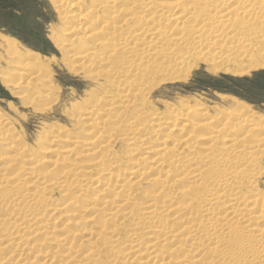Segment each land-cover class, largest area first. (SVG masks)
Masks as SVG:
<instances>
[{"label":"rangeland","instance_id":"1","mask_svg":"<svg viewBox=\"0 0 264 264\" xmlns=\"http://www.w3.org/2000/svg\"><path fill=\"white\" fill-rule=\"evenodd\" d=\"M121 1L118 0V1L114 2L113 0H106L105 1L106 2L105 8L101 9L100 12L98 11L96 14L93 15V17H97L98 19L100 18L103 21H110L109 12L125 8L126 7V5H125L126 1H129V0H125V1L121 0ZM74 2H75V0H69L67 2H62V1L57 2L56 0H0V117L3 116L4 118L3 117L2 118L5 119L7 122L6 125L0 126V139H1L0 140V155H2L4 153L6 157L10 156V157L6 158V160H3V162L0 161V185H1L0 186V204H1V201L3 204V205L2 204L0 205V208H1L0 216H5V217L9 218L8 212L10 210L8 207L10 205L8 206V203L11 205L14 203H17V206H14V209L18 210L20 212V214L22 213V210H23V214L24 215L26 214L28 216V217L26 216L25 218L22 219V215H20L21 216L20 218H16L17 221L14 218V220L18 223H15V221L12 220L11 222L15 223V224L14 223H12V224H14V225L21 224V223L22 224L24 223V224L22 226L19 225L18 227H14L13 230L11 229V231H10V228L7 231V229L5 227H3L4 229L2 228V230L5 231V229H6V231H7V232L6 231L4 232L0 228V230L3 232V234H5V233H8L9 235L11 234V236H14V237L16 236L18 239H19V237H23L22 238L23 242H25V246L22 248H17L15 250L16 252L12 254L13 256L11 258H9L10 260L8 259L9 261L6 258L8 257V254H10V251L8 249H4V250L1 249L2 247L0 245V264H61V263L63 264V262H64V264H69L70 261H68L69 260L68 257H71V262L73 261V263H77V262L79 263V261H82V260H79L80 255L83 254L89 248H90V251L92 250L94 254L99 256V253H100V255L105 256V257L100 256V259H99L100 264H108V263L112 264L113 260L115 261V259H117L119 261L121 260L120 256L118 255L117 252H118V250L123 248L122 243H124V241H123L124 239L127 241L128 233L138 234L137 232H139L140 236H142V238H141L142 243L145 241L147 242L149 239L148 235H153V234L154 235H160V233H161L160 232L161 231L160 225H162V226L165 224L168 225L167 223H169V225H171L173 223L172 228L174 227L175 229L171 228L170 232H172V231L173 232L169 233L168 236H165L164 235L165 233H161V236L159 237L160 242L158 241V244H157V245H159L161 243L157 247L158 251H160V257L155 264H159L160 262H161L160 264H168L169 262H170L169 264H175V263L178 264V261H181V259L183 260V258H181L183 253L185 255L184 257L187 260H191L193 257H196V255L200 254L201 255L200 257H202L203 260H206V262H209L210 261L209 258L211 257V254H209L210 250L208 251L207 247L202 248L198 253L195 254V253H193V251H190L191 248H188L186 246L187 245L186 242H183L182 243L183 245H181L180 247L178 246L180 243L173 247L175 242H172L170 239H168L170 241L166 240L167 238H169L170 234L176 235L179 232L178 228H176V227H177V224H178V227L180 226L179 220L181 221L182 217L179 215V214H181V211H179V210L177 211L175 209V207L179 206V204L183 203L182 198L185 199L186 196H188V195H185L186 191L189 189V188H187L186 185L188 182L192 181V179L190 178L191 174H190V177L186 178L187 183L186 182L185 183H179L180 182L179 181L178 182L179 185H178L176 183L177 181H173V179H171L174 177V175H172L169 178L166 176H161L162 174L159 175L157 172H155L159 166L154 165V167H153L154 163L152 164V160H148V161L145 160L146 164H144V161L137 163L138 165L140 164L142 166L143 165H146L147 167L151 166L152 169L155 170V168H156V170L152 171V169H151L150 171H152V172H149V173L147 171V174L145 173V175L142 176L143 178L141 180H139L140 181L139 185L134 182L133 185L128 187L131 190L137 189L135 194L133 193L132 196L129 195V197L132 200H129L130 203L129 202L128 203L131 204V206H133L135 209L133 216H130L129 220H132V221H129V225L126 222L124 223L122 218L120 217L121 211L117 214V212H116L117 210L115 208V205H113L114 207L111 206L112 210L115 209L113 211L111 210V207L103 209L104 211L103 210L102 211L105 212V215H103L104 213L101 212L100 214L96 213V215L91 216L93 214L91 212L84 213V212H80V211L78 212V210L80 208H83L85 206H89L92 204V200L87 199L89 197H84L83 195H90V196L94 195L92 197V199H93V201L95 200L94 201V204H95L96 200H98L101 197V191L100 190H102L103 187L107 188L108 193H110L111 189L114 188V184H115L114 179H112V178L113 177L115 178V176L118 174H120L122 176L125 173L127 175L128 174L127 172H128L130 165H132V164L135 165L134 164L136 162L135 159L140 158V156H142V158H146V157L148 158L150 156L152 157L153 155H155L156 156L155 158H157L159 154L164 153L163 149H165V148L167 150H168V148H170V150H172L170 155H168L167 157L165 156L163 158V160H165V164H168L171 161V160H169V162H168V161H166V159H168L172 156H175V154H177V152H180L182 155H186L188 158L191 157V155L193 156L194 154L200 156V154H201L200 153L201 152L200 146L202 145V142H200L199 138H202L207 133L212 132V130H214L215 127H220V125H218V124H224L226 121L230 122V124L229 123L228 124L231 127L233 126V124H243L240 122H244L242 119H244L245 116H241V118H239L240 116H238V114L246 115L245 113L241 114V111H244L246 108H248L246 110H248L250 112V115H252V117H254L256 119V121L257 120L259 121V122L258 121L256 122L259 125V127H261L262 125L264 126V65H259V66L257 65L256 66V64H254L255 66L253 65V67H256V68L250 69L249 70L250 72H248L246 74H242L241 76H235V75H232V73H230V72L228 73V72H224V71H218L220 69H227L226 67H228V66H212L210 64H206V63L204 64L203 62H201L202 59H199V57H197V58L196 57H194V58L190 57L193 59L191 60L188 58L187 61H184V63L182 64L183 66L180 65V68L179 67L176 68L177 71L175 70L174 72H171L170 74H168L166 69H164V67L167 65V63L164 64L165 66L162 64V66H164L163 68H161L163 70V72H161L162 71L161 69L158 70L159 72L158 71H155V72L152 71L149 78H147V80H145L143 78L142 82H140V84H139V87L143 89L142 94L139 95L137 91H129V93L125 92L124 95L126 97L124 98V102H123L124 104L119 103V104H117V106H112L113 107L112 108L110 105L107 106L106 102L103 99L101 102L98 103V105L96 104V106H92L95 104L94 103L95 99H97V94L99 93L98 91H99L100 85L105 83V81H108V79L111 76L107 77L106 75H103L101 78L99 77L100 79L96 78L94 76H92V77L89 76L91 79L87 78L86 74H82L83 71L78 68V65L81 62L72 61L71 57L69 55L67 56V53L63 54V53H65V50L63 47L64 41L68 40V38H69V36L66 35L64 28L65 27L66 28L76 27L78 24L71 17V14H70L71 12H75V8H69V5L73 4ZM89 5H90V0H86V6L85 7H88ZM65 14H68V16H67V19L63 21ZM86 18H87V22H85V24L88 25V24H90V22L93 19L91 17H86ZM116 20H118V18L117 19L115 18V21ZM84 21L85 20H83V21L81 20L80 23H82V22L84 23ZM173 22L174 21H172L171 19L169 21H166L165 27L167 28V26L168 25L170 26L171 24H173ZM100 26L101 25H99V27ZM257 26H258V24H257ZM133 29H134V27H133ZM133 29H131V30H133ZM258 30L259 29H256L255 32H257ZM98 31H99V29H98ZM109 31H110V28L105 27V28H103V32L101 34L100 33L95 34L92 37L85 40L87 42V46H89L90 48H94V44L97 43L98 41H100L99 39H101L102 41L105 40L102 37H104V33L106 34ZM172 33L174 34L175 32H172ZM257 33H260V34L258 35ZM257 33H255L257 35V36H255L256 37L255 39H258L261 37L260 36L261 32L258 31ZM1 38H3V40H4L3 43H1ZM255 39H253V41ZM5 40H8L10 42V44L6 46ZM251 40H252V38H251ZM250 42L251 41H242V42L238 43V45L235 47L236 48L235 50H238V51L242 50V48H244V46H247L248 43H250ZM229 43H230V41H226L222 45L226 44L228 46V45H230ZM226 45H224V47H227ZM237 47H239V48H237ZM15 48H17V49H15ZM100 49L101 48H99V54L101 53V51H104V49H101V50ZM12 50H19L17 52H21L22 55L25 51H29L34 55L33 59L23 58L22 55L15 57V58H10L11 57L10 51H12ZM8 53L10 54V56ZM112 60H115V59L113 58ZM158 61L160 62V60H158ZM24 63L25 64L26 63H33V64L35 63V66L37 68H40L39 73H37V72L31 73L29 71L24 70L23 69V66L25 65ZM76 63H77V65H76ZM14 64H17V66H14ZM213 70H215V71H213ZM17 72H19V73H17ZM162 73H164V74H162ZM173 73H175V74H173ZM171 74H173V75H171ZM44 76H45V78H44ZM97 79H99L98 80L99 82H97ZM142 83H144V84H142ZM101 86H104V85H101ZM28 90H31L32 93ZM111 90L114 91V93H115L118 91V87H115V84H114V87L111 88ZM111 90H110V92H111ZM119 91L121 92V90H119ZM133 93L138 94V95L131 96V95H134ZM143 93L146 95L143 96L144 95ZM29 94H30V96H29ZM35 94H36V96H35ZM37 95H39V96H37ZM41 95H42V98L40 97ZM225 96H226V98L222 100V97H225ZM43 97L46 99L44 100ZM133 97H135V98H133ZM126 98H128V99H126ZM41 99H42V101H41ZM125 100H127V101H125ZM141 100H143V101L145 100V101L143 102ZM74 103H75V105H74ZM82 103L86 104L82 107L92 106L93 112L95 113L94 116H92V115L85 116L83 114V112H82L83 110L81 111L79 109L80 106L83 105ZM124 105H128L131 107V108L129 107V109H128L129 111H127V113H125ZM110 107H111V109L109 110L108 108H110ZM120 107L123 111L122 113H124V114H121L120 116L118 115V117H119V119H118L119 121L117 120L118 126L115 122L116 126H114V127L115 128L120 127V129L117 130L116 134L121 135V136H118L119 138H117V140L115 139V137H117V135L115 136V134H113V132L116 130H114V131L111 130V133H110V131L106 129V126H104V130H103L104 132L102 131V129H100L102 134H100L99 135L100 137H98L96 139L97 142H93L94 145H85L83 147L72 146V144L70 143V140H72L74 136L81 137L83 140L88 139L86 134H87V130L91 126L87 125V123L92 124V123H94L93 120H95V123H99L98 126L101 127V120H103L104 118L109 117L111 115L113 117L117 116V114H119L121 112ZM242 107H244L245 109ZM196 108H199L202 111L201 114H204V118L201 116H198V112L195 113V115H194L193 109H196ZM97 113H99V115ZM175 114H180V115L177 116ZM104 115L106 117H104ZM90 116H92L91 120H90ZM133 116L136 118L138 116H140V118H138V120H137L138 126H136V127H137L138 131L135 133V135H136L135 137L145 139V141L142 142L143 145L141 144L140 145L141 147H138V149L136 151H134L133 153L130 152L131 153L130 154L129 149L132 148L133 146H131V145L134 144V143L133 144H130V143L134 142L135 140L131 141V139H130V137L132 136L133 133H129V135H127L128 132L127 133H124V132L127 130L126 128L129 127V123H132V122L135 123V121H133V120H135V118H133ZM256 116H257V118H256ZM205 117H206V119H205ZM210 117L211 118L214 117L216 120L218 119V122L214 121V123L212 122V124H210V125L208 124L209 126H207L206 128L199 127L200 128L199 129L197 125L201 124V122H203V119H205L208 122L210 120ZM96 118H99V120H96ZM181 119H183V120H181ZM149 121H150V123H149ZM189 121H190V123H189ZM125 122H127V123H125ZM160 122L163 123V127H166L165 129L162 128V123H160ZM170 122H175L176 124H172L175 127H171L172 129L169 127L170 129L169 128L167 129V126H170V125H166V123H170ZM193 123H194V125H193ZM113 124L114 123L111 122V123H109V126H111ZM185 124H187L189 126H186ZM120 125H122V126H120ZM125 125L126 126L128 125V126L126 127ZM155 125H158V126H155ZM159 125H160V127H159ZM195 125H196V127H195ZM153 126H155L156 128ZM230 126H228V130H229ZM177 127H179V128H177ZM213 127H214V129H213ZM152 128H153V130H151ZM252 128H258V127H252ZM181 129H183V130H181ZM221 129L222 128H220V130ZM122 130H124L123 133L120 132ZM169 130L170 131L173 130L174 132L171 131V134L169 135V133H170ZM180 130L182 133L180 132ZM220 130H219V133L218 132L216 134L212 133V135H213L212 137L214 140L212 139L213 144L210 143V145H212L213 147H216V148L219 147L220 145L226 144V141H223V140H225V138L228 139V135H230L232 137L233 135L235 136V135L239 134L237 132V130L234 131L233 133H231L229 131H225V130H223V131L221 130L222 131V133H221ZM254 130H256V129H254ZM118 132H120V133H118ZM163 132H165V133H163ZM258 132H259V130H256V132L252 131V132L248 133V135L239 134V135H241V138H243V137L246 138L247 136L249 137V138L247 137L246 139L241 140V143L242 144L244 143L243 144L244 147H248L247 144L251 138H254V140L259 139L263 143L262 146L258 147V150H256L257 152L255 151L256 153L255 152L253 153V154L257 155V158L253 154L251 156V158L254 156L258 160L256 170L259 171V173H260V174L256 173V175L258 174L257 176H259V177H258V179L257 178L254 179V182L252 184L254 189L252 187H250L246 177L243 180L244 185H242L243 186L242 188L245 191H247V190L253 191V192H249V195H251V193H254V194L260 193L261 195L264 194V139H263L264 138L263 137L264 136V133H263L264 129L262 132L261 131L259 133ZM166 133L169 135V137ZM243 133H244V131H243ZM110 134L112 136V139H114V143L111 142L109 144V146L107 147V146H105L104 143L106 142V140L108 141L107 137L110 136ZM122 134H124L125 136L124 135L122 136ZM217 134L218 135L220 134V135L218 136ZM215 135H216V138H215ZM254 135L258 136V138L256 136L254 137ZM261 135H262V138H261ZM124 138H126V139H124ZM186 138H188V139H186ZM66 139L69 141L66 142ZM101 139H102V141H101ZM175 139H177V140H175ZM178 139L179 140L183 139L182 141H184V143H182V144L178 143L179 142ZM184 139H186L187 141ZM215 140H217V141H215ZM221 141L223 144L221 143ZM98 144L101 145V149H99L100 145H98ZM94 146L97 148H95L93 150ZM103 146H104V148H103ZM14 147H16L18 150L20 148H23V150L21 149L23 152L21 150H19L20 151L19 152V151L12 149ZM105 147H107V148L105 149ZM259 148L263 152L261 150H259ZM25 149H27L28 151ZM97 150H100V151L98 152ZM106 150H108V152ZM87 151H88V153H87ZM197 151L198 152L200 151V152L198 153ZM248 151H249V149H248ZM84 153L87 154L89 156V158H87L88 156L85 155ZM144 153H145V155H142ZM20 154H21V156H20ZM109 154L111 156L113 155L114 159ZM16 155L17 156L19 155L18 157L20 159L18 157H16ZM22 155L25 157L23 158ZM97 155L100 156L99 160H96ZM107 155H109V156L107 157ZM121 155H122V157H121ZM29 156H31V157H29ZM84 156H87V157H84ZM101 156L103 157L104 161L101 159L102 158ZM106 157L108 158L109 161H107ZM109 157L112 159L111 161H110ZM115 157L120 158V161H119L120 163L112 166L113 164L111 162H113L115 164L116 160H119V159H116ZM226 157L230 158V156H226ZM33 158H34V160L46 159V160L57 161V164H56L57 167L51 166V168H50V166H49L48 168H46L47 163L46 162L44 163L43 161H41L38 164V166L33 165L32 164ZM57 158H59V159H57ZM155 158H153V159H155ZM17 159L20 161H18ZM28 159L30 160L29 162L27 161ZM100 159H101V162H100ZM12 160H14V161H12ZM16 160H17V162H16ZM95 160H96V162H95ZM113 160H115V162ZM98 161H99V165H98ZM109 162H110V164H109ZM93 163H95V164H93ZM96 163H97V165H96ZM128 163H130V164H128ZM10 164L13 166H10ZM92 164H93V166H92ZM107 164L111 165V166H109L111 168V172L112 173L114 172L112 176H109V174H105L106 171H104L105 175L101 174L103 172H101V173L99 172L100 174H98V170L96 172L97 174L95 173L96 170L92 171V170H94V168L97 169L98 167L101 170L102 169L105 170L108 168ZM89 165H91V166H89ZM33 166H35V167H33ZM95 166H97V167H95ZM23 167H24V169H23ZM29 167H32V168L29 169ZM175 167H177V165L173 166L172 168L171 167H169V168L167 167V168L169 170L170 169L171 170H179L180 169V168H175ZM4 168L6 170H4ZM64 168H69L71 170V177L72 178H70V180L67 184V189L64 188L62 190V189L56 188V190H55V188H48V189H44L45 191L39 190V188L37 186H40L41 183H46V182L47 183H55V181L60 183L62 181V178L60 179V176L62 174H61V171L58 170L59 171L58 172L57 169H64ZM71 168H73L74 170H72ZM167 168H165V169H167ZM48 169H50L51 171ZM52 169L55 171H53ZM159 169H160V167H159ZM159 169L157 171H159ZM260 169H261V171H260ZM30 170L31 171L33 170V172H31ZM89 170L91 171L92 174H90ZM23 171L27 175H24L25 173ZM56 171H57V173H56ZM123 171H126V172H123ZM141 171L144 172V170H141ZM21 172H23L22 175H21ZM80 172H81V174H80ZM31 173H33L34 177L37 179L39 178V174H40L41 178L38 180L33 179V181L30 184L28 179L29 180L31 179V177L29 176V174H31ZM173 173H175V172H173ZM245 173H246L245 176L249 175V174L250 175L253 174L252 171H250V170H248L247 172L245 171ZM72 174L76 177L75 181L73 179L74 176H72ZM3 175H4V177H7V178L3 179L4 178ZM43 175H44V177H43ZM58 175H59V178H58ZM85 175H86V177H85ZM13 177L16 179H14ZM110 177H111V179H110ZM151 177H153L154 179L158 178V180H153V178H151ZM165 177H166V179H165ZM105 178L106 179L109 178L111 180V181L109 180L110 186H106V184H105L106 179ZM150 178L154 182L152 180H149ZM6 179L8 180V184L5 183V182H7V181H5ZM71 179H72V181H71ZM15 180H16V182H14V183L16 185H14V183H13V181H15ZM160 180L165 185H168V186L170 185V187H168V188H169L170 192L172 190V192H171V194H172L171 197L173 198L172 203H173V205L177 204L176 206H174V208L173 207L172 208L176 211L173 213V210L169 209V211H171V213H169V214H158V220L159 221L155 220L153 223H151L149 221H146V222L140 221L139 219L141 217H143L146 213V210L143 208L145 207L144 203L146 204L147 199H148V198H146V199L144 198L143 193L147 194V193L151 192L150 191L151 189L155 190V188H157V186H159V185H163V187H164L165 185L162 184L160 182ZM9 181H11V182H9ZM17 181L18 182L20 181V183H18ZM49 181H51V182H49ZM79 181H81V182H79ZM78 182L80 184H78ZM151 183L153 184V186ZM154 183H155V186H154ZM158 183H160V184H158ZM23 184H25V187L23 186ZM84 184L86 185V188H85ZM97 184L99 185V187ZM156 184H157V186H156ZM173 184H175V185L173 186ZM181 184L182 185L185 184V185H183V187H181L182 190H180V186H182ZM7 185H9L10 187ZM13 185L15 187H13ZM32 185H34L36 187L32 188ZM74 185H76L77 187ZM112 185H113V188H112ZM248 185H249V187H247ZM21 186H23V189ZM27 187H28V189L24 190ZM41 187H43V185H41ZM173 187H175V189ZM1 188H3V189H1ZM18 189L23 192L22 194H20L21 195L20 199L16 200V201L13 200V198L10 199V196L12 197L13 194L15 195L14 192ZM88 189H91V190H88ZM177 189L180 190V192ZM183 189H185L184 193H183ZM81 190L83 192H81ZM32 192H34L35 195H39L38 196L39 200L41 199L40 202L42 201L41 207H39V208L33 207V205H29L26 201H25V203H23L24 196L29 194V193H32ZM44 192H46V193H44ZM173 192L176 195L173 194ZM16 193L18 194V191H16ZM80 193H81V195H80ZM140 193H142L140 195L141 197L139 196ZM162 194L164 195L163 192L160 195H162ZM97 195H99V196H97ZM22 196H23V198L21 200ZM1 197L2 198L4 197L3 200H1ZM122 198L123 199L119 200L122 203L119 202V204H123V200L125 201V199H129L127 197H122ZM180 198H181V200H180ZM142 199H144V200H142ZM157 199H160V198L158 197ZM18 202H20V203H18ZM117 202H118V200L115 201L116 204H118ZM259 202H261V200ZM142 205H144V206L142 207ZM258 205H260V204H258ZM6 206L8 209L6 208ZM29 206L30 207L32 206L34 209L32 208L33 210H31ZM96 207L100 208L99 205ZM20 208H22V209H20ZM55 208H58L60 210H55ZM26 209L29 211L31 210L32 212L35 210V212H33L34 214L33 213L30 214V212H28ZM106 209L109 212H107ZM125 209H126V207H125ZM222 209L223 208H221L220 211ZM6 210L7 211L9 210V211L6 212ZM24 210L27 211V213H24L25 212ZM53 210H55V211L52 212ZM141 210H143L144 213ZM127 211L128 210H126L124 213H126ZM112 212H113V214H111ZM138 212H139V214H138ZM141 213H143V214H141ZM176 213H177V215H176ZM29 214L32 216H30ZM107 214H109V215H107ZM171 214L175 215L176 217L178 216L179 218L178 217L176 218L175 216H173ZM195 214H194V216H195ZM33 215H35V217ZM115 215H117L116 218H115ZM196 215H198L196 218L199 219L200 212H199V214H196ZM29 216L31 217V219ZM159 216H162L161 217L162 220ZM164 216H165V218H164ZM194 216L191 215L189 217H194ZM117 218H119V219H117ZM135 218H137L136 221L134 220ZM166 218H167V220H163ZM174 218H176V219H174ZM32 220H33V222H31ZM120 220H122V221H120ZM26 221H28L27 223L30 224L29 229H25L26 228L25 227ZM162 221L164 222V224H161V223H163ZM131 222H133V223L136 222L135 224H137V226L136 225L133 226L132 225L133 223H131ZM139 222H141V223H139ZM239 223H240V221H239ZM239 223L237 224L238 227L242 228L244 226V224H243L244 222L242 223V221H241V223H240L242 227H240ZM141 224H143V225H141ZM262 224L263 223H258L257 225L261 226ZM169 225H168V228L170 227ZM141 226H143L145 228H142ZM253 226H256V225H251V227H253ZM130 227H132V229ZM164 227L166 228V231H168L167 226H164ZM22 228L24 229V231H21ZM112 228L113 229L117 228V230L115 232L117 234L121 233V234H118L120 238L118 237V235L115 234V232L112 231ZM249 228L246 229V231H247L246 233H248V234H250ZM14 229L17 230L18 233ZM134 229H136V230L134 232H132ZM140 229H142V230H140ZM156 229L159 231H157ZM244 229H245V227H244ZM244 229H243V231H244ZM175 230H177V231H175ZM1 231H0V235H3ZM13 231H15L17 234ZM19 234H20V236H19ZM62 235H65V236H62ZM60 236H61V238L68 236V239H69L67 241L68 243L66 242V244L63 245V247L60 244L61 243V241L59 239ZM71 236H73V237H71ZM6 237H10V236H6ZM118 238L121 241H119ZM175 238H177V237L175 236ZM115 241L118 244H120L119 247L115 246L116 245ZM164 242H166V243H164ZM204 242H205V240H203V243ZM0 244H2V242H0ZM162 244L163 245L165 244L166 246L164 245L162 247ZM236 244H233V246H232L233 247L232 249L234 250V252L239 251L237 248H239L240 245H236ZM57 246L59 248H57ZM176 246H178V247H176ZM174 248L176 249L177 252H175ZM179 248L181 249V251ZM230 248L231 247H229V252H233ZM161 250H162V252H161ZM187 250L190 252H188ZM112 251H114V252L111 254ZM171 251H173L174 253ZM64 252H65V254H67V257L62 258L61 256L64 254ZM77 252H78V255L80 254L79 256L77 255ZM169 252H171V253H169ZM6 253H7V256L5 255ZM238 253H237V256H241V254H242L241 251ZM168 254H169V256H168ZM175 254H176V256H175ZM178 254H180V255H178ZM96 255H95L94 259H96ZM176 257H177V259H180V258L181 259L180 260L175 259L176 262H174L173 259ZM205 257H207V258H205ZM161 258H163V259H161ZM60 259H63L62 262L59 261ZM64 259L66 261H64ZM94 259L92 261L96 264H99V262L97 263L96 261H94ZM103 259H104V262H103ZM160 259H161V261L159 262ZM77 260H79V261H77ZM46 261H48V262H46ZM92 261L86 262V264H89V263L92 264L93 263ZM81 263H83V261L80 262L79 264H81ZM214 263L216 264V262H214ZM183 264H186V263H183Z\"/></svg>","mask_w":264,"mask_h":264},{"label":"bare ground","instance_id":"2","mask_svg":"<svg viewBox=\"0 0 264 264\" xmlns=\"http://www.w3.org/2000/svg\"><path fill=\"white\" fill-rule=\"evenodd\" d=\"M56 1L57 2L58 1L67 2L69 0H56ZM105 1L106 0H90V5L88 7H85L86 6V0H75V2L73 4L69 5V8H75V12H71L70 14H71V17L78 24L76 27H71V28L65 27L64 28V31H65L66 35L69 36V38H68V40L64 41L63 47L65 50V53H63V54L67 53V56L69 55L71 57L72 61L81 62L78 65V68L83 71L82 74H86L87 78H90L92 76H94L96 78H99V77L101 78L103 75H106L107 77L111 76L109 79L107 78L108 81H105V83L101 84L104 86L100 85V88L98 91L99 93L97 94V99H95V102H94L95 104L92 106H96V104L98 105V103L101 102L103 99L106 102L107 106L110 105L111 107L117 106V104H119V103L124 104L123 103L124 98L126 97L124 95V93L125 92L129 93V91H137L138 94L141 95L143 92V89L139 87V84H140V82H142L143 78L145 80H147V78H149V76L151 75L152 71L153 72L158 71L159 69L163 68L165 66L164 64H166V63H167V65L164 67V69H166L168 74H170L171 72H174L175 70L177 71L176 68L177 67L180 68V65H182L184 63V61H187L188 58L192 60L194 57H196V58L199 57V59H202L201 62H203L204 64L206 63V64H210L212 66H228V67H226L227 69H220L218 71H224V72H228V73L230 72V73H232V75H235V76H241L242 74H246V73L250 72L249 71L250 69L256 68V67H253L254 64H256V66L257 65L258 66L264 65V0H129V1H126V4H125L126 7L125 8L109 12L110 21H103L100 18L98 19L97 17H93V15L96 14L98 11L100 12L101 9L105 8V6H106ZM113 1L116 2L118 0H113ZM67 16H68V14L64 15L63 21L67 19ZM86 17H91L93 19L90 22V24H88V25L85 24V22H87ZM115 18L116 19L118 18V20L115 21ZM169 18L174 22L170 26L168 25L166 28L165 23H166V21L170 20ZM81 20L82 21L85 20L84 23L83 22L80 23ZM257 24H258V26L259 25L260 26L258 27ZM99 25H101V26L99 27ZM105 27L110 28V31L106 34L104 33V37H102L105 40L102 41L101 39H99L100 41H98L97 43L94 44L95 49L87 46V42L85 40H87L88 38L92 37L95 34H99V33L101 34L103 32V28H105ZM133 27H134V29H133ZM98 29H99V31H98ZM131 29H133V30H131ZM256 29H259L258 31L261 32V35H260L261 37L260 38L257 37L259 40L255 39L256 38L255 36H257L255 33L258 32V31L255 32ZM172 32H175V33L173 34ZM257 34L259 35L260 33H257ZM251 38H252V40H251ZM253 39H255V40L253 41ZM226 41H230V43H229L230 45L227 46L226 44H224L227 46V47H224V45H222V44L225 43ZM242 41H251V42L248 43L247 46H244V48H242V50H239V51L235 50L236 49L235 47L238 45V43H240ZM3 42H4V40H3V38H1V43H3ZM5 44L7 46L10 44V42L8 40H5ZM99 48L104 49V51H101V53L103 55L101 53L99 54ZM237 48H239V47H237ZM15 49H17V48H15ZM17 51H19V50L10 51V54H11L10 58H15V57L22 55L21 52H17ZM10 54H9V56H10ZM22 56H23V58L33 59L34 55L29 51H25ZM190 57H193V58H190ZM113 58L115 60H112ZM158 60H160V62ZM77 63H76V65H77ZM162 64L164 66H162ZM14 66H17V64H14ZM23 69L26 71H29L31 73L32 72L39 73V71H40V68H37L35 66V63L34 64L33 63H26L23 66ZM213 71H215V70H213ZM161 72H163V70ZM17 73H19V72H17ZM162 74H164V73H162ZM173 74H175V73H173ZM173 74H171V75H173ZM44 78H45V76H44ZM99 79H97V82H99L98 81ZM114 84H115V87H118V91L115 93H114V91L111 90V88L114 87ZM142 84H144V83H142ZM110 90H111V92H110ZM119 90H121V92ZM28 91L31 92V90H28ZM36 94H35V96H36ZM138 94H134L131 96H135ZM42 95L40 96L41 98H42ZM145 95L146 94H144L143 96H145ZM29 96H30V94H29ZM37 96H39V95H37ZM133 98H135V97H133ZM225 98H226V96L222 97V100ZM45 99L46 98H44V100ZM126 99H128V98H126ZM41 101H42V99H41ZM125 101H127V100H125ZM141 101H143V100H141ZM84 103H82L83 105H81L79 109L81 111L83 110L82 112L85 116H87V115L94 116L95 113L93 112L92 106L82 107V106L86 105ZM74 105H75V103H74ZM111 107L108 109L110 110ZM129 107L130 106H128V105H124L125 113H127V111H129L128 110ZM242 108H244V107H242ZM120 109H121V107H120ZM246 109H248V108H246ZM246 109L244 111H241V114L245 113L246 115L238 114V116H240L239 118H241V116H245V118L242 119L244 122H240L243 124H233V126L231 127L229 125L230 122L226 121L224 124H218V125H220V127H215V129L213 127L214 130L211 129L212 132L207 133L202 138H199L200 142H202V145L200 146L201 152L199 151L201 153L200 156L194 154L193 156L191 155V157L188 158L186 155H182L180 152H177V154H175V156H172V157L166 159V161H168V162H169V160H171V161L173 160L172 162L170 161L171 163L169 162L168 164H165V160H163V158L165 156L167 157L168 155H170V153L172 151V150H170V148H168V150L166 148L163 149L164 153L159 154L157 158H155L156 157L155 155H153L152 157L150 156L151 158L150 157L142 158V156H140V158L135 159L136 160V162L134 163L135 165L132 164V165H130V167L128 166L129 169H128L127 175L125 173L122 176L120 174H118L115 176V178L114 177L112 178V179H114L115 184L112 182L114 184V188L112 185L113 189H111L110 193H108V190L105 187H103V189L100 190L101 191V197L98 200H96L95 204H94L95 200L93 201V199H92V197L94 195H92V194H91L92 196L83 195L84 197H89L87 199H91L92 204L89 206H85L83 208H80L78 210V212L79 211L84 212V213L91 212V213H93L91 216H94V215H96V213L100 214L101 212H103L104 211L103 209L110 208L111 206L114 207L113 205H115V208L117 210L116 211L117 214L121 211L120 217L122 218L124 223L126 222L129 225V221H132V220H129L130 216H133L134 211H135L134 207L131 206V204H129L130 203L129 200H132L129 197V195L132 196L133 193L135 194L137 189L131 190L128 187L133 185L134 182L139 185V183H140L139 180H141L143 178L142 176H144L145 173L147 174V171L149 173V172L156 170V168H155V170L152 169L151 166H150L151 167L150 168V167H147L146 165L142 166L140 164L139 165L137 164L141 161L142 162L144 161V164H146L145 160H147V161L152 160V164L154 163L153 167H154V165L160 167V169L158 167L159 171H157L158 170L157 169L155 172H157L159 175L162 174L161 176H166L169 178L172 175H174V177L171 179H173V181H177L176 183L178 185H179V183H185V182L187 183L186 178L190 177V174H191L190 178L192 179V181L188 182L186 185L187 188H189V189L186 191L185 195H188V196H186L185 199L182 198L183 203L179 204V206H176L177 204L173 205V203H172V201H173V198L171 197L172 196V194H171L172 190L170 192V190L168 188V187H170V185L169 186L165 185L160 180V182L165 185L164 187H163V185L157 186V184H156L157 188H155V190L150 188L151 192H149L147 194L143 193L144 198L145 199L148 198L146 204L144 203L145 207L143 208L146 210V213L139 220L145 221V222L149 221V222L153 223L155 220L156 221L158 220V214H169V213H171V211H169V209H172L173 213L176 210L177 211L179 210V211H181V214H179V215L182 217L181 221L179 220L180 226L178 227V224H177V227H176V228H178L179 232L176 235L170 234L169 238L166 237L167 238L166 240L167 241L171 240L172 242H175L176 244L174 243L173 247L175 245H178L179 243L180 244L178 246L180 247L181 245H183L182 244L183 242H186L187 243L186 246L188 248H191L190 251H193V253H195V254L198 253L204 247H207L208 251L210 250L209 254H211V257L209 258L210 259L209 262H206V260H203L202 257H200L201 256L200 254L196 255V257H193L194 256L193 255L192 256L193 258L191 260H187L184 257L185 256L184 253L182 252L183 254H182L181 258H183V260L180 258L181 261H178V264H183V263H186V264H215L214 262H216V264H264V194L261 195L260 193H258V194L251 193V195H249V192H253V191H248V190L245 191L242 188L243 187L242 185H244L243 180L245 177L247 178L248 183H249L250 187H252V188H253L252 184L254 182V179L255 178L258 179V177H259V176H257L258 174L256 175V173H259V171L256 170L257 169L256 166L258 163V160L256 159L257 155H255L253 153L256 150H258V147L262 146L263 143L259 139L254 140V138H251L252 140L250 139V141L247 144L248 147H244V145H243L244 143L243 144L241 143L242 139H246L248 137L247 136L246 138H244V137L241 138L242 134L248 135V133H250L252 131L256 132V130H259V132L260 131L262 132L264 129V126L262 125L261 127H259V125L256 123L258 120L256 121V119L254 117H252V115H250V112ZM120 111H119L120 113L118 112L119 114H117V116H114V117L112 115L109 117H106L104 115V117H106V118H104V119L102 118L103 120H101V127L98 126L99 123H95V120H93L94 123H92V124L87 123V125L91 126L87 130V134H86L88 139L83 140L81 137L74 136L73 139L70 140V143L72 144V146L83 147L85 145H94L93 142H97L96 139L98 137H100L99 136L100 134H102L100 129H102V131H103L104 126H106V129L109 130L110 133H111V130H113V131L116 130L113 132V134H115V136H116L117 135L116 132L118 129H120V127L115 128L114 126H116L117 120L119 119L118 115L120 116L121 114H124V113H122L123 112L122 109ZM193 111H194V115H195V113L198 112V116H201L204 118V114H201L202 111L199 108L193 109ZM97 114L99 115V113H97ZM175 115L178 116L180 114H175ZM92 116H90V120L92 119ZM2 117H0V126L6 125V123H7L6 120L3 119L4 117L3 118ZM133 118H135V120H133V121H135V123L134 122L129 123V127H127L128 125L127 126L125 125L127 127L126 128L127 130L124 132V133L128 132L127 135H129V133H133L132 136L130 137V139H131V141L135 140L134 142L130 143V144H133V143L134 144L131 145V146H133L132 148H130V149L128 148L129 153L130 152L133 153L134 151H136L138 149V147H141L140 146L141 144L143 145L142 142L145 141V139L135 137L136 136L135 133L138 131V129L136 127V126H138L137 120H138V118H140V116H138L137 118L133 116ZM256 118H257V116H256ZM205 119H206V117H205ZM205 119H203V122H201V124H199V125L196 124L198 126V128L199 127L206 128L207 126L212 124V122L213 123H214V121L218 122V119L216 120L214 117L213 118L210 117V120L208 122ZM96 120H99V118H96ZM181 120H183V119H181ZM111 122H113L114 124L109 126V123H111ZM115 122H116V124H115ZM125 123H127V122H125ZM149 123H150V121H149ZM160 123H162V122H160ZM189 123H190V121H189ZM172 124H176V123L175 122L166 123V125H170V126H167V129L169 127L170 128L175 127ZM187 124H185V125L189 126ZM193 125H194V123H193ZM196 125H195V127H196ZM117 126H118V124H117ZM120 126H122V125H120ZM155 126H158V125H155ZM155 126H153V127H155ZM228 126H230L229 130H228ZM159 127H160V125H159ZM252 127H258V128H252ZM162 128H164V129L166 128V127H163V123H162ZM177 128H179V127H177ZM220 128H222L221 129L222 131L225 130V131H229L231 133H233L234 131L237 130V132L241 135H239V134L235 135V136L233 135L232 137L230 135H228V139L225 138V140H223V141H226V144H223L221 141V143L223 145H220L217 148L213 147L212 145H210V143H212V139H213L212 133H215V134L217 132L219 133ZM254 129H256V130H254ZM151 130H153V128ZM181 130H183V129H181ZM181 130H180V132H181ZM221 130H220V132L222 133ZM123 131L124 130H122L120 132L123 133ZM171 131H173V130H171ZM171 131H170V133L168 132L169 135L171 134ZM243 131H244V133H243ZM120 132H118V133H120ZM163 133H165V132H163ZM123 135L124 134H122V136ZM169 135H168V137H169ZM118 136H121V135L120 134L117 135V137H115L116 140H117V138H119ZM255 136L256 135H254V137ZM256 137L258 138V136H256ZM107 138H108V141L106 140V142L104 144H105V146L108 147L111 142L114 143V139H112L111 134ZM215 138H216V135H215ZM261 138H262V135H261ZM124 139H126V138H124ZM186 139H188V138H186ZM186 139H184V140H186ZM175 140H177V139H175ZM180 140L178 143H181V144L184 143V141H182L183 139L181 141ZM67 141H69V140L66 139V142ZM101 141H102V139H101ZM215 141H217V140H215ZM98 145H100V144H98ZM107 147H105V149ZM95 148H97V147L94 146L93 150ZM103 148H104V146H103ZM12 149H14L16 151H19L21 149L23 150V148H20L18 150L16 147H14ZM99 149H101V145H100ZM248 149H249V151H248ZM25 150H27V149H25ZM108 150H106V151L108 152ZM259 150H261V149L259 148ZM97 151L99 152L100 150H97ZM87 153H88V151H87ZM3 154L0 155V161L1 162H3V160H6V158L10 157L8 155H7L8 157H6L5 154L4 155ZM252 154L255 155L256 158L254 156L251 158ZM85 155H87V154H85ZM109 155H107V157ZM142 155H145V153ZM18 156L16 155V157H18ZM20 156H21V154H20ZM87 156H84V157H87ZM226 156H230V158H227ZM24 157L25 156H23V158ZM29 157H31V156H29ZM111 157L114 159L113 155ZM121 157H122V155H121ZM87 158H89V156ZM99 158H100V156L97 155L96 160H99ZM115 158L119 159V160H116V162H115V160H113L115 162V164L113 162H111L113 164L112 166L120 163L119 162L120 158H117V157H115ZM153 158H155V159H153ZM29 159L27 160L28 162L30 161ZM57 159H59V158H57ZM101 159L104 161L103 157ZM101 159H100V162H101ZM17 160H16V162H17ZM96 160H95V162H96ZM111 160L112 159L110 158V161ZM12 161H14V160H12ZM18 161H20V160H18ZM41 161H43L44 163L45 162L47 163L46 168H48L49 166H50V168H51V166L55 167L57 164V161L46 160V159L34 160V158H33L32 164L38 166V164ZM107 161H109L108 158H107ZM11 164H10V166H13ZM93 164H95V163H93ZM93 164H92V166H93ZM109 164H110V162H109ZM128 164H130V163H128ZM96 165H97V163H96ZM98 165H99V161H98ZM175 165H177V167H175V168H180V169L179 170H171V169L169 170L168 169L169 167L172 168ZM89 166H91V165H89ZM109 166H111V165H108L107 166L108 168L105 170H103V169L101 170L98 167L97 169L94 168V170H92V171L96 170L95 171V173H96L98 170V174H100L101 172H103L101 174H104V171H106L105 174H109V176H112L114 172L113 173L111 172V168ZM33 167H35V166H33ZM95 167H97V166H95ZM5 168H4V170H6ZM31 168L32 167H29V169H31ZM165 168H167V169H165ZM23 169H24V167H23ZM71 169L74 170L73 168H71ZM151 169H152V171H150ZM48 170H50V169H48ZM58 170L61 171L62 175L60 176V179L62 178V181L60 183H58L56 181H55V183H47L46 182L47 184L40 182L41 183L40 186H37L39 188V190H44V189H48V188H55V190H56V188L62 189V190L64 188L67 189V184H68L70 178H72L71 177V170L69 168L57 169V171ZM141 170H144V172ZM248 170L252 171L253 174L252 175L249 174V175L245 176V174H246L245 171L247 172ZM53 171H55V170H53ZM57 171H56V173H57ZM260 171H261V169H260ZM23 172H21V175ZM31 172H33V170ZM123 172H126V171H123ZM173 172H175V173H173ZM80 174H81V172H80ZM90 174H92L91 171H90ZM24 175H27V174L25 173ZM29 176L31 177L30 180L28 179L30 184L33 181V179L38 180L41 178L40 174H39L38 179L34 177L33 173L29 174ZM72 176H74V175L72 174ZM3 177H4V175H3ZM43 177H44V175H43ZM85 177H86V175H85ZM153 177H151V178H153ZM166 177H165V179H166ZM5 178H7V177H4L3 179H5ZM58 178H59V175H58ZM75 178L76 177L74 176V178H73L74 181H75ZM151 178L149 180H152ZM14 179H16V178H14ZM110 179H111V177H110ZM110 179L109 178L106 179V182H105L106 186H110L109 185L110 184L109 182L111 181ZM153 180H158V178L157 179L153 178ZM5 181H7V182H5ZM5 181L4 182L8 184V180L6 179ZM71 181H72V179H71ZM9 182H11V181H9ZM14 182H16V180L13 181V183ZM49 182H51V181H49ZM79 182H81V181H79ZM79 182H78V184H80ZM18 183H20V181ZM158 184H160V183H158ZM175 184H173V186ZM14 185H16V184L14 183ZM14 185H13V187H15ZM34 185H32V188L36 187ZM41 185H43V187H41ZM183 185H185V184H183ZM183 185L180 186V190H182L181 187H183ZM249 185L247 187H249ZM7 186H9V185H7ZM23 186L25 187V184H23ZM23 186H21L22 189H23ZM74 186H76V185H74ZM152 186H153V184H152ZM154 186H155V183H154ZM98 187H99V185H98ZM85 188H86V185H85ZM173 188L175 189V187H173ZM1 189H3V188H1ZM19 189L16 190V191H18V194L14 190L15 195L13 194L12 197L10 196V199L13 198V200H15V201L20 199V196H21L20 194H22L23 192ZM26 189H28V187L25 188L24 190H26ZM88 190H91V189H88ZM180 190H178V191L180 192ZM184 191H185V189H183V193H184ZM81 192H83V191L81 190ZM162 192L164 193V195L163 194L160 195ZM174 192H173V194H175ZM44 193H46V192H44ZM141 194L142 193H140L139 196ZM80 195H81V193H80ZM38 196L39 195H35L34 192L29 193V194L24 196L23 203H25V201H26L29 205H33V207L39 208L42 205L41 204L42 201L40 202L41 199L39 200ZM97 196H99V195H97ZM121 196L127 197L129 199H125V201L123 200V204H119V202L122 203L121 201H119V200L123 199ZM158 197L160 199H157ZM3 198L1 197V200H3ZM22 198H23V196L21 197V200H22ZM116 200H118V202H117L118 204L115 203ZM142 200H144V199H142ZM180 200H181V198H180ZM260 200H261V202H259ZM18 203H20V202H18ZM1 204H2V201H1ZM258 204H260V205H258ZM98 205L100 206V208L96 207ZM144 205H142V207ZM8 206H9L8 208L10 211L8 210L9 211L8 212L6 210V212H8L9 218H7L5 216H0V228L2 230V228L5 227L7 229V231L10 228V231H11V229L13 230L14 227H18L19 225L22 226L24 224V223L23 224L21 223V224L14 225L15 223H18V222H16L17 221L16 218H20L21 217L20 215H22V219H23L27 215L23 214V210H22V213L20 214V212L18 210L14 209V206H17V203H14L12 205L8 203ZM174 206H176L175 207L176 210L173 209ZM33 207L31 206L30 209L33 210L34 209ZM112 207H111V210H112ZM125 207H126V209H125ZM6 208H7V206H6ZM221 208H223V209L220 211ZM20 209H22V208H20ZM0 210H1V208H0ZM31 210L30 211L27 210V211L30 212V214L35 212V210L33 212ZM55 210H60V209L55 208ZM55 210H53L52 212H54ZM113 210H115V209H113ZM124 210L125 211L128 210V211L126 213H124L125 212ZM27 211H25L24 213H27ZM141 211H143V210H141ZM107 212H109V211L107 210ZM199 212H200V217L198 219V218H196L198 216L196 214H199ZM103 213H104L103 215H105V212H103ZM143 213H144V211H143ZM143 213H141V214H143ZM177 213H176V215H177ZM111 214H113V212ZM138 214H139V212H138ZM194 214H195V216H194ZM107 215H109V214H107ZM171 215H173V214H171ZM191 215L194 217H189ZM30 216H32V215H30ZM33 216L35 217V215H33ZM116 216L117 215H115V218H116ZM173 216H175V215H173ZM159 217L161 218L162 216H159ZM14 218L16 219V221L14 220ZM164 218H165V216H164ZM176 218H174V219H176ZM30 219H31V217H30ZM117 219H119V218H117ZM136 219L137 218H135L134 220L136 221ZM12 220H14L15 223L11 222ZM122 220H120V221H122ZM161 220H162V218H161ZM163 220H167V218L163 219ZM239 221H240V223H241V221H242V223L244 222L243 227L241 226ZM27 222L28 221H26V224H25L26 228L24 227L25 229H29L30 224ZM31 222H33V220ZM12 223H14V224H12ZM131 223H133V222H131ZM135 223H133L132 225L137 226V224H135ZM139 223H141V222H139ZM238 223L240 224V227H242V228L238 227V225H237ZM258 223H263V224L261 226L260 225L258 226L257 225ZM143 224H141V225H143ZM161 224H164V222ZM167 224L169 225V223H167ZM168 225H166V224L163 226L160 225V227H161L160 232L165 233L164 234L165 236H168L169 233L173 232V231L170 232V230L173 226V223L171 225H169L170 226L169 228H168ZM251 225H256V226L251 227ZM164 226H167L168 231H166V228ZM141 227L145 228L143 226H141ZM244 227H245V229H244ZM130 228L132 229V227H130ZM248 228H249L250 234L246 233L247 232L246 229H248ZM6 229H5V231H6ZM243 229H244V231H243ZM116 230H117V228H115V229L112 228L113 232H115ZM135 230L136 229H134L133 231L131 230V231L134 232ZM140 230H142V229H140ZM2 231H4V230H2ZM15 231H17V230H15ZM15 231H13V232H15ZM21 231H24V229L22 228ZM157 231H159V230H157ZM175 231H177V230H175ZM17 233H18V231H17ZM137 233L138 234L128 233L127 241L125 239L123 240L124 241V243H122L123 248L118 250V252H117L118 255L120 256L121 260L119 261V260L115 259V261L113 260L112 264H155L157 262V260L160 257V251H158L157 247L161 243L159 245H157V244H158V241L160 239L159 237L161 236V233H160V235H154L153 233H152L153 235H148V238H149L148 241L147 242L145 241L143 243L141 241L142 236H140L139 232H137ZM2 234H3V232H2ZM115 234L118 235L121 233L117 234L115 232ZM6 236H10L11 238L6 237ZM19 236H20V234H19ZM62 236H65V235H62ZM175 236L177 238H175ZM71 237H73V236H71ZM118 237H119V235H118ZM22 238L23 237H19V239H18L16 236L15 237L11 236V234L9 235L8 233L0 235V242H2V244H0L2 247L1 249H3V250L8 249L10 251V254H8V257L6 258L7 260L13 256L12 254L16 252L15 250L17 248H22L25 246V242H23ZM59 239L61 241L60 244L62 247L69 240L68 236L62 237V238L60 236ZM168 239H170V240H168ZM203 240H205L204 243H203ZM119 241H121V240L119 239ZM115 243H116L115 246H117V247L120 246V244H118L116 241H115ZM164 243H166V242H164ZM233 244L240 245L239 248H237V247L236 248L239 250L238 252L241 251V253H242L241 256H237L238 252H234V250L232 249ZM164 245L162 244V247ZM58 246H57V248L60 247V246L59 247ZM178 246H176V247H178ZM229 247H231L230 249L233 252H229ZM174 250H175V252H177L175 248H174ZM91 251L89 248L83 254H81V255L79 254L80 258H81L80 259L78 257L79 260H82L84 264H86V262H89V261L91 262L96 255L93 253V251L92 252ZM180 251H181V249H180ZM190 251H188V252H190ZM113 252L114 251H112L111 254ZM161 252H162V250H161ZM171 252H173V251H171ZM171 252H169V253H171ZM7 253L5 254L6 256H7ZM176 254H175V256H176ZM180 254H178V255H180ZM77 255H78V252H77ZM100 256L105 257V256L100 255V253H99V256L96 255V259H94V261H96L97 263L99 262V264H100V260H99ZM168 256H169V254H168ZM61 257L65 258V257H67V254H65V252H64V254ZM68 258H69L68 261H70L69 264H79L80 262H82V261L77 260V261H79V263L78 262L73 263V261L71 262V257H68ZM205 258H207V257H205ZM161 259H163V258H161ZM161 259L159 260V262L161 261ZM175 259L180 260V259H177V257H176L173 259L174 262H176ZM62 260L63 259H60L59 261L62 262ZM64 261H66V260L64 259ZM46 262H48V261H46ZM103 262H104V259H103ZM83 263H81V264H83ZM63 264H64V262H63ZM89 264H91V263H89ZM92 264H96V263L93 262ZM108 264H111V263H108ZM175 264H177V263H175Z\"/></svg>","mask_w":264,"mask_h":264}]
</instances>
